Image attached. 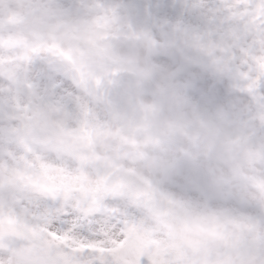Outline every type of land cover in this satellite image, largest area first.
<instances>
[{
    "label": "snow or ice",
    "instance_id": "6c2138e0",
    "mask_svg": "<svg viewBox=\"0 0 264 264\" xmlns=\"http://www.w3.org/2000/svg\"><path fill=\"white\" fill-rule=\"evenodd\" d=\"M42 2L59 18L45 32L36 0H0V264H234L196 236L264 264V0ZM141 43L163 80L140 71L135 105L158 116L171 95L227 122L234 191L127 162L122 50Z\"/></svg>",
    "mask_w": 264,
    "mask_h": 264
},
{
    "label": "clouds",
    "instance_id": "9594fccd",
    "mask_svg": "<svg viewBox=\"0 0 264 264\" xmlns=\"http://www.w3.org/2000/svg\"><path fill=\"white\" fill-rule=\"evenodd\" d=\"M29 17L31 27L41 32L59 22L58 16L42 0H36L31 6ZM122 54L135 57V63L123 69L127 91L120 94V112L138 142V152L133 149L127 162L157 178L179 171L194 177L202 186L234 191V183H221L229 177L233 167L243 163L239 148L229 145L232 132L228 123L211 113L196 116L190 107L178 105L171 95L163 98L158 116L138 109L134 103V87L139 72L150 65L155 66L144 83L162 86L160 69L163 64L153 59L142 43L126 47ZM144 122L151 124L147 131L139 127ZM195 239L201 242L198 256H207L213 261L231 259L234 264H242L243 253L236 249L224 247L219 240L199 236Z\"/></svg>",
    "mask_w": 264,
    "mask_h": 264
},
{
    "label": "flooded vegetation",
    "instance_id": "af4514ba",
    "mask_svg": "<svg viewBox=\"0 0 264 264\" xmlns=\"http://www.w3.org/2000/svg\"><path fill=\"white\" fill-rule=\"evenodd\" d=\"M219 241L224 247H230L229 243L225 242L224 240H219Z\"/></svg>",
    "mask_w": 264,
    "mask_h": 264
}]
</instances>
